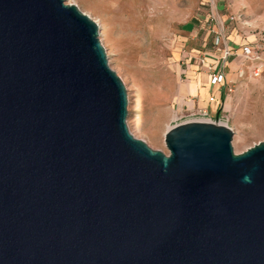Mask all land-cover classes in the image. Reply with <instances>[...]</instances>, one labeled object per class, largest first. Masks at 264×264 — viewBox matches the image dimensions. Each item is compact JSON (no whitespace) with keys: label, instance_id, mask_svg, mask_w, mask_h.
<instances>
[{"label":"water","instance_id":"95a60500","mask_svg":"<svg viewBox=\"0 0 264 264\" xmlns=\"http://www.w3.org/2000/svg\"><path fill=\"white\" fill-rule=\"evenodd\" d=\"M97 26L0 0V264H264V139L223 125L133 138Z\"/></svg>","mask_w":264,"mask_h":264},{"label":"rangeland","instance_id":"374dc122","mask_svg":"<svg viewBox=\"0 0 264 264\" xmlns=\"http://www.w3.org/2000/svg\"><path fill=\"white\" fill-rule=\"evenodd\" d=\"M203 1L63 0L97 26L107 66L125 88L127 131L165 155L167 129L202 122L197 108L179 94V88L184 79L181 55L193 48L191 23L199 19ZM214 1L218 14L227 21V31L235 30L241 37L264 32V0ZM221 93L224 114L220 120L232 133L233 154H240L264 139V70L257 78L248 71L240 78L229 76ZM208 117L212 120V112Z\"/></svg>","mask_w":264,"mask_h":264},{"label":"crops","instance_id":"0c3cea01","mask_svg":"<svg viewBox=\"0 0 264 264\" xmlns=\"http://www.w3.org/2000/svg\"><path fill=\"white\" fill-rule=\"evenodd\" d=\"M205 7H209V9H204ZM218 11L214 0H204L201 4V9L198 10L199 15L197 17L199 19L191 23L190 41L193 48L181 55V60L184 64L181 74L184 79L179 88V94L187 98V102L190 103L192 108H204L208 113L212 112L213 115L216 114L218 101H223L224 99L221 88L227 83V78L229 76L237 78V68L242 67L244 72L251 65L248 60L240 57L239 47L247 42L254 41V35L241 37L237 35L235 30L227 31L225 28L227 21L222 14H218ZM208 13L214 14V22L207 20ZM216 35L219 38V45L214 47L212 42ZM196 37H199L201 44H196ZM207 43L208 45L204 50ZM224 48H227L230 54L225 59H223L222 51ZM201 56L204 60L203 65H199L198 62V58ZM208 65L223 74L224 83L222 85H209L208 73L205 70ZM263 70L264 66L259 76ZM209 97H213L214 100L208 102Z\"/></svg>","mask_w":264,"mask_h":264},{"label":"built area","instance_id":"2783aa9c","mask_svg":"<svg viewBox=\"0 0 264 264\" xmlns=\"http://www.w3.org/2000/svg\"><path fill=\"white\" fill-rule=\"evenodd\" d=\"M207 20L214 22L215 21L214 14L208 13ZM229 20H232V18H229ZM212 45L214 47H217L219 45L218 35L214 37ZM222 51H223V59L229 57L230 54L227 48H224V50ZM239 55L244 60H248L251 63V65L248 67L247 70L250 77L257 78L261 72V69L264 66V32L263 33L258 32V37H254V41L247 42L246 44L240 46ZM198 62L199 65H203L204 60L202 56L198 58ZM205 70L208 73L210 86L222 85L224 83L223 74L221 72L215 71L210 65L206 66ZM236 74L237 77L239 78L242 77L243 75L242 67L237 68ZM213 100H214L213 97L208 98V102H212ZM196 114L202 118V122L216 123L218 125H222L220 119L223 117L222 114H224V110L222 108L221 102L218 101L217 111L216 114L213 115L212 120L211 118L208 117V113L204 108L197 109Z\"/></svg>","mask_w":264,"mask_h":264},{"label":"bare ground","instance_id":"6f19581e","mask_svg":"<svg viewBox=\"0 0 264 264\" xmlns=\"http://www.w3.org/2000/svg\"><path fill=\"white\" fill-rule=\"evenodd\" d=\"M224 126V123H221Z\"/></svg>","mask_w":264,"mask_h":264}]
</instances>
